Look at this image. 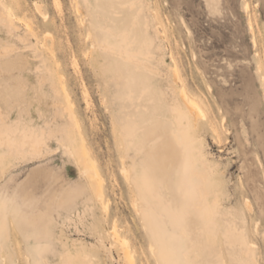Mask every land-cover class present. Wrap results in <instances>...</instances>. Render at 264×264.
Listing matches in <instances>:
<instances>
[{"label":"rangeland","instance_id":"374dc122","mask_svg":"<svg viewBox=\"0 0 264 264\" xmlns=\"http://www.w3.org/2000/svg\"><path fill=\"white\" fill-rule=\"evenodd\" d=\"M59 1L60 11L52 0H0L34 30L31 36L18 23L9 30L0 5V107L9 112L8 120L18 121L21 115L43 127L38 111L49 109L45 119L51 126L75 135L59 90L51 88L62 75L107 182L111 214L129 223L132 245L140 247V224L136 220L139 225L133 227L130 193L119 174L127 127L135 128L140 138L136 148L125 150L126 167L131 176L140 168L152 172L160 180L163 198L173 197L167 189L173 186L186 210L192 208L189 190H178L177 152L184 158L186 176L203 161L210 183L220 189L222 212L203 223L211 240L206 233L199 236L202 244L182 253V264H264L262 230L256 229L258 218L264 225V180L253 163L256 156L264 172V116L259 113L264 96V0H122V6L116 0H75L79 14L73 0ZM111 1L117 9L109 7ZM36 4L47 14L46 22ZM35 37L44 38L53 53L39 48ZM39 65L47 76L44 90H31L30 78ZM181 85L206 111L207 121L200 128L179 125L177 111L184 110L178 96ZM86 101L96 116L94 128ZM54 112L60 115L56 119ZM184 143L189 145L182 147ZM108 162L117 176L113 189ZM32 177L36 180L30 183ZM0 202L5 214L0 264H63L81 249L94 264H122L105 235L112 219L103 215L68 156L49 153L0 172ZM229 228L247 245H230L224 235ZM176 234L187 243L182 231Z\"/></svg>","mask_w":264,"mask_h":264},{"label":"bare ground","instance_id":"6f19581e","mask_svg":"<svg viewBox=\"0 0 264 264\" xmlns=\"http://www.w3.org/2000/svg\"><path fill=\"white\" fill-rule=\"evenodd\" d=\"M73 1L75 2V11L79 14V6L75 0ZM52 3L54 8L60 11V1L52 0ZM115 3L122 6L125 4V1L116 0ZM115 3L112 1L109 2V7L116 8ZM0 5L4 9L5 17L3 18V23H5V26H7L9 30L14 29L18 23L24 27L27 34L34 36V30L28 21L16 17L12 9L2 2H0ZM130 7H132V4H130ZM35 10L42 18V21L46 22L48 16L43 12L41 5L36 4ZM135 36L137 37L136 33ZM35 39L36 45L38 44L39 48H47L50 53H53L52 47H47L46 41L43 40L44 38L38 40V38L35 37ZM261 68L262 66L259 64L258 70ZM43 71H45L43 65L35 67L34 76L30 78L31 90H44V83L47 80V76L42 73ZM177 79H179V76H176L175 80ZM261 80H264V74ZM51 88L56 91L59 90L64 101L63 111L67 113L68 120L75 130V135L66 131L65 128L60 125L51 126L50 121L45 119L49 109L44 111L39 109L38 111L39 116L43 117L42 121L44 126L41 127L36 126L31 119L24 120L21 115H19L18 121L11 122L7 118L9 112H6L0 107V172L12 166L15 167L40 159L49 153L59 152L72 159L77 166L80 177L86 183V187L91 191L92 195L101 206L103 215L112 219L109 228L105 229V235L106 239L110 238L111 240L110 248L114 249L116 253L121 256L122 264H182V253L202 244L198 239L199 236L206 233L207 240H211L212 235L210 234V229H204L203 226L207 222H212L215 218H219L215 215H220L222 212V195L217 185H212L210 183L205 163H203V161L199 162L197 164L199 168H193L191 173L186 176L184 174L186 167L184 158L180 153L175 152V160H177L179 166L178 178L182 183V186H180L178 190L180 194H183V188H187L189 190L186 191L187 197H189L187 200L192 204V208L187 211L185 204L181 201L179 196L174 193L173 186L171 188L167 187L169 195H173V197H169L168 199L163 198L161 194L162 188L159 183L160 180L149 170H144L143 168L136 169L135 175L131 176L130 171L126 167L125 150L128 151L132 148H136L140 137L135 133V128L127 127L128 129L123 139V144H125L123 147L124 154L122 153L119 157V174L123 178L130 193V207L135 218L132 221L133 227L135 228L140 224V228H137V231H140V247L137 248L134 244L132 245L128 238V234L133 232L129 223L127 221H120V219L123 218H117V214L114 216L111 214V201L105 194L107 182L103 178L98 168L96 158L89 146L91 140L82 130L80 121L73 111V105L69 101V94L62 75H57L56 85L52 83ZM262 92H264V89ZM178 96L184 107V110L177 111L179 125H182L184 129L200 128L203 125L202 122L207 121L206 111L201 105V102L194 95L188 93L184 85L180 86ZM29 101H33V98H30ZM39 101L45 102L43 97H41ZM261 102L260 106L262 105V108L259 109V113L264 116V96H261ZM53 105L56 106L55 103ZM86 109L91 112L90 121L92 128H94L96 116L88 101H86ZM57 114L58 113L54 112L53 119H56V116H60ZM221 122L222 124L226 123L224 113ZM253 125L259 127L257 122H253ZM212 130L215 134V143L220 145L221 140L215 128H212ZM240 137H242L243 143L247 142L244 140L241 132ZM237 139L239 140L238 135ZM53 143H55V145H53ZM188 145L189 143H184L182 147H187ZM262 147H264L263 144ZM180 149L181 148H179V151ZM253 163L255 165L254 170H256L260 178L264 180V172L260 160L256 156L254 157ZM105 168H108L106 171L110 178V186L112 185L113 189V186L117 182V176L109 169V162L106 164ZM251 177L252 182L255 184L257 181L256 175L252 174ZM35 180L36 179L32 177L30 183H33ZM257 189V185H254L253 190L256 195ZM245 204L249 212L254 211L252 204L248 200L245 201ZM207 210L209 211L206 212ZM258 212L260 213L262 210H256V213ZM4 215V206L0 202V235L2 236L4 235L3 232L5 228ZM256 229L262 230V240L264 242V225L259 218L256 223ZM178 230L182 231L185 237L188 238L187 243H184L183 239L176 234ZM216 230L220 231L218 228H216ZM146 234L148 238L145 236ZM224 235L226 241L230 245H247L244 237L241 234H237L235 228L227 229ZM250 243L252 247L250 246L249 249L254 246V243ZM202 246L204 248L210 247V245L205 243ZM146 251H149L153 256L154 262L150 261ZM91 258L92 257L85 254V251L81 249L75 251L73 256L67 258L63 264H94Z\"/></svg>","mask_w":264,"mask_h":264}]
</instances>
